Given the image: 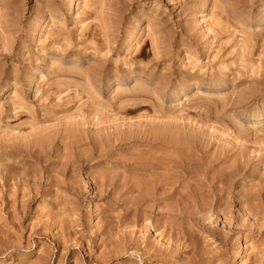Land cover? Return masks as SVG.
I'll use <instances>...</instances> for the list:
<instances>
[{
	"label": "rangeland",
	"instance_id": "374dc122",
	"mask_svg": "<svg viewBox=\"0 0 264 264\" xmlns=\"http://www.w3.org/2000/svg\"><path fill=\"white\" fill-rule=\"evenodd\" d=\"M0 264H264V0H0Z\"/></svg>",
	"mask_w": 264,
	"mask_h": 264
},
{
	"label": "bare ground",
	"instance_id": "6f19581e",
	"mask_svg": "<svg viewBox=\"0 0 264 264\" xmlns=\"http://www.w3.org/2000/svg\"><path fill=\"white\" fill-rule=\"evenodd\" d=\"M71 4H72V2H71ZM69 7H70V6H68V9H69ZM146 166H147V165H146ZM150 166H151V165H150Z\"/></svg>",
	"mask_w": 264,
	"mask_h": 264
}]
</instances>
